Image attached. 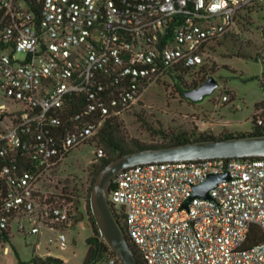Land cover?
<instances>
[{"label": "built area", "instance_id": "built-area-1", "mask_svg": "<svg viewBox=\"0 0 264 264\" xmlns=\"http://www.w3.org/2000/svg\"><path fill=\"white\" fill-rule=\"evenodd\" d=\"M264 0H0V264L35 239L34 260L66 257L87 213L55 174L101 142L153 84L199 73L209 47ZM264 88V87H263ZM229 95L223 99L228 100ZM264 126V99L254 114ZM107 152L97 144L92 161ZM229 178L193 197L210 174ZM109 201L145 264H264V156L155 161L120 171ZM81 212V213H80ZM253 227L262 238L246 246ZM94 264H123L107 253Z\"/></svg>", "mask_w": 264, "mask_h": 264}, {"label": "rangeland", "instance_id": "rangeland-1", "mask_svg": "<svg viewBox=\"0 0 264 264\" xmlns=\"http://www.w3.org/2000/svg\"><path fill=\"white\" fill-rule=\"evenodd\" d=\"M235 27L233 32L209 47V63L199 73L183 81L157 82L146 90L138 105L120 119L127 146L133 147L134 140L144 144L167 143L178 131L194 137L199 133L220 136L254 130L256 105L264 99L261 84L264 75V6L250 18L239 20ZM210 77L219 83L213 94L198 102L184 96V89L195 88ZM224 95H229V99L224 100ZM97 144L107 152L103 142H90L74 149L63 161L55 174L59 187L65 186L80 198L88 196L95 171L101 164L92 161ZM107 155L115 156L110 151ZM79 219H83L82 222L68 232L69 247L55 251L66 257V264H83L88 250L87 238L93 228L86 214H80ZM34 239L28 236L29 245L24 244L22 236L7 243L4 262L35 264Z\"/></svg>", "mask_w": 264, "mask_h": 264}, {"label": "water", "instance_id": "water-1", "mask_svg": "<svg viewBox=\"0 0 264 264\" xmlns=\"http://www.w3.org/2000/svg\"><path fill=\"white\" fill-rule=\"evenodd\" d=\"M218 85V81L214 77H210L198 87L186 89L184 96L198 102L203 100L205 96L213 94ZM263 156L264 134H260L146 147L113 158L98 171L89 198L91 214L94 217L101 239L108 244L123 264H140L109 201L110 187L120 171L134 165L155 161ZM228 178V172L210 174L204 183L197 186L193 197H209L210 189L217 186L220 181Z\"/></svg>", "mask_w": 264, "mask_h": 264}, {"label": "trees", "instance_id": "trees-1", "mask_svg": "<svg viewBox=\"0 0 264 264\" xmlns=\"http://www.w3.org/2000/svg\"><path fill=\"white\" fill-rule=\"evenodd\" d=\"M261 84L264 87V75L261 79ZM184 89L183 91H185ZM253 124L255 126L254 130L251 132H237V133H224L220 136H214L207 133H199L194 137L187 136L184 132H174L172 134V138L169 142L160 143V144H144L139 142L138 140H134V146L130 147L126 145V142L124 141L125 134L124 131L121 130V123L119 119L115 120H108V122L105 124V126L102 128V130L99 133L100 141L103 142L107 148V152H114L115 156H119L121 154H124L126 152H130L136 149L146 148V147H160V146H167V145H174V144H181L188 141H195V140H202V139H213V138H228V137H236V136H243V135H260L264 134V126H257L255 124V119L253 118ZM165 136L167 135L165 132H161ZM115 156H108L102 160L100 166L96 169L95 175L93 176L92 183L90 186V192L93 187V183L95 180V177L100 169H102L106 164H108ZM90 192L87 196V211L89 214V221L93 228L92 234L87 238V245L88 250L86 252L83 264H94L98 262L100 259H102L105 254L107 253H114L112 249L108 246V244L101 239L100 233L98 231L96 222L94 220L93 215L91 214V208H90ZM121 225L124 228L123 223L120 221ZM262 238V235L260 233V230L257 227H253L251 230V233L248 237L246 246H250L254 243H256L258 240ZM132 248L135 251V254L137 256L138 261L140 264H145L144 261L141 259L140 254L138 253L137 249L133 245V243L129 240ZM35 264H66L64 261L60 259H47V260H41L37 261L34 260Z\"/></svg>", "mask_w": 264, "mask_h": 264}, {"label": "crops", "instance_id": "crops-1", "mask_svg": "<svg viewBox=\"0 0 264 264\" xmlns=\"http://www.w3.org/2000/svg\"><path fill=\"white\" fill-rule=\"evenodd\" d=\"M257 105H258V104H257ZM257 105H256V106H257ZM86 217H87V218H88V220H89L88 213H86ZM82 220H83V219H82ZM81 222H82V221H81ZM89 222H90V221H89Z\"/></svg>", "mask_w": 264, "mask_h": 264}, {"label": "flooded vegetation", "instance_id": "flooded-vegetation-1", "mask_svg": "<svg viewBox=\"0 0 264 264\" xmlns=\"http://www.w3.org/2000/svg\"><path fill=\"white\" fill-rule=\"evenodd\" d=\"M199 86V85H198ZM198 86H196V87H198ZM187 98V97H186ZM187 99H189V98H187Z\"/></svg>", "mask_w": 264, "mask_h": 264}]
</instances>
